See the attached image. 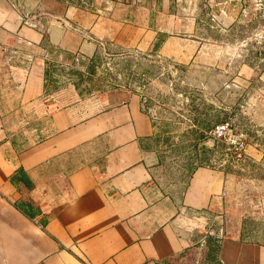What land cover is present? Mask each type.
<instances>
[{"label":"crops","instance_id":"crops-1","mask_svg":"<svg viewBox=\"0 0 264 264\" xmlns=\"http://www.w3.org/2000/svg\"><path fill=\"white\" fill-rule=\"evenodd\" d=\"M36 6L30 24L25 5L0 0V264H166L200 238L194 222L220 216L231 177L195 165L178 200L166 201L151 184L159 158L139 94L53 85L48 59L105 42L152 48L210 90L228 81L221 65L234 60L199 29L197 0ZM214 228L220 264H264V241L242 239L241 213L225 235Z\"/></svg>","mask_w":264,"mask_h":264},{"label":"rangeland","instance_id":"rangeland-1","mask_svg":"<svg viewBox=\"0 0 264 264\" xmlns=\"http://www.w3.org/2000/svg\"><path fill=\"white\" fill-rule=\"evenodd\" d=\"M13 1L26 6L27 22L37 23V0ZM116 1L121 0H67L96 12ZM197 5L201 32L223 40L225 54L234 60L221 65L230 74L220 89L188 83L185 65L160 57L152 48L105 42L91 53L66 52L58 60L55 56L48 59L53 85L70 83L82 95L107 89L139 94L153 124L159 158L151 184L166 201L178 200L195 165L216 167L231 177L220 216L210 220L213 225L194 222L193 230L200 238L166 264H220L216 233L211 230L216 226L225 235L227 221L240 213L246 232L242 239L264 241L263 0H197ZM220 121L228 122L227 134L243 141L240 157L227 147L224 137L214 138L211 129Z\"/></svg>","mask_w":264,"mask_h":264},{"label":"built area","instance_id":"built-area-1","mask_svg":"<svg viewBox=\"0 0 264 264\" xmlns=\"http://www.w3.org/2000/svg\"><path fill=\"white\" fill-rule=\"evenodd\" d=\"M263 4H264V0H263ZM228 131H229V125L227 121H220L216 123L211 129L214 138L224 137L227 147L232 150V153L235 156L240 157L243 154V141L239 138L230 136L229 134H227Z\"/></svg>","mask_w":264,"mask_h":264},{"label":"trees","instance_id":"trees-1","mask_svg":"<svg viewBox=\"0 0 264 264\" xmlns=\"http://www.w3.org/2000/svg\"><path fill=\"white\" fill-rule=\"evenodd\" d=\"M194 167V166H193ZM13 177V176H12ZM18 179L19 178H21L22 180L24 179V177H25V175H24V173L21 171V169L20 168H18V172H17V176H16ZM26 183L28 182V181H25Z\"/></svg>","mask_w":264,"mask_h":264}]
</instances>
